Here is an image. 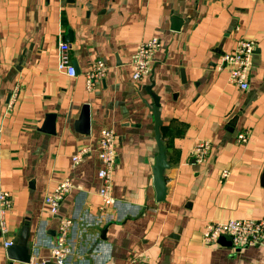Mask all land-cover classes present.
Segmentation results:
<instances>
[{
  "label": "crops",
  "instance_id": "1",
  "mask_svg": "<svg viewBox=\"0 0 264 264\" xmlns=\"http://www.w3.org/2000/svg\"><path fill=\"white\" fill-rule=\"evenodd\" d=\"M152 38L159 47L150 73L134 81L133 56ZM242 38L256 42L247 90L218 69ZM61 40L70 46L75 77L57 68ZM98 59L108 72L90 91L84 73ZM151 82L170 164L162 202L154 187ZM85 105L89 134L76 129ZM49 114L54 134L42 130ZM104 127L116 138V203L101 209ZM244 130L249 139L240 144ZM198 140L211 142L203 162L192 157ZM83 147L89 151L72 168V154ZM263 174L264 0H0V190L14 199L11 233H0V264H10L5 241L26 223L32 258L50 255L59 222L44 197L65 179L73 182L60 210L74 221L68 264H264V241L235 248L228 237L203 240L210 220L264 217Z\"/></svg>",
  "mask_w": 264,
  "mask_h": 264
},
{
  "label": "built area",
  "instance_id": "2",
  "mask_svg": "<svg viewBox=\"0 0 264 264\" xmlns=\"http://www.w3.org/2000/svg\"><path fill=\"white\" fill-rule=\"evenodd\" d=\"M159 47V39L152 38L143 41L133 56L131 65L133 69L132 78L139 81L146 77L152 68L154 56ZM256 47L255 40L242 38L237 42L234 50L224 53L221 57L219 70H226L228 81L242 90H247L250 84L251 68ZM57 68L59 72L75 77L76 68L70 57V46L64 40L58 45ZM108 72L107 64L98 59L94 61L90 68L85 71V86L87 90H92L95 81L103 79ZM21 92V83L18 81L11 91L6 109L12 111L17 103ZM249 139L247 131H240L236 141L246 144ZM211 148L209 140H198L192 148V157L197 162L206 160ZM88 147H83L74 152L71 156V167L75 168L80 164ZM117 152L115 132L112 128L104 127L100 130L98 144L99 168L97 177L100 181L98 195L101 199V209L112 207L116 203L113 194V174L116 167ZM230 171L225 169L221 173V178L226 179ZM73 189V182L65 179L56 184L54 189L44 197V203L53 216L58 217V229L54 245L50 255L43 258H31L28 264H68L69 257L73 254L74 248L70 242V230L74 224L71 217L60 214L64 200ZM13 195L5 190H0V233L8 237L11 227L8 222V214L13 206ZM222 236L231 239L232 246L241 248L246 246H256L264 241V217L260 219H239L230 218L227 220H210L207 222L203 232V240L206 244L218 243ZM12 240L7 239L5 246L9 248Z\"/></svg>",
  "mask_w": 264,
  "mask_h": 264
},
{
  "label": "water",
  "instance_id": "3",
  "mask_svg": "<svg viewBox=\"0 0 264 264\" xmlns=\"http://www.w3.org/2000/svg\"><path fill=\"white\" fill-rule=\"evenodd\" d=\"M183 74V72H182ZM154 82L147 87V91L152 97V102L149 108L154 115L155 120V138L157 141V156L155 166L153 168L154 187L156 190V199L162 202L166 199L167 185H166V170L170 167L168 159V146L164 139L163 121L161 117L160 100L159 97L152 91ZM55 115L49 114L46 119L44 129L48 133H56L54 124ZM76 129L81 133H90V110L89 106L83 107L82 113L76 121ZM264 181V174H263ZM228 236H222L219 241ZM229 238V237H228ZM35 252V246L30 242V224L26 223L20 230L19 235L12 241L11 246L8 248V258L10 264H28Z\"/></svg>",
  "mask_w": 264,
  "mask_h": 264
}]
</instances>
